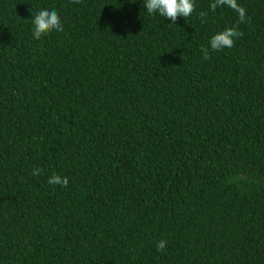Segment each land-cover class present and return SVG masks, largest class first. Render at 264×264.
Segmentation results:
<instances>
[{"label":"trees","instance_id":"obj_1","mask_svg":"<svg viewBox=\"0 0 264 264\" xmlns=\"http://www.w3.org/2000/svg\"><path fill=\"white\" fill-rule=\"evenodd\" d=\"M144 2L0 0V264H264V0Z\"/></svg>","mask_w":264,"mask_h":264},{"label":"clouds","instance_id":"obj_2","mask_svg":"<svg viewBox=\"0 0 264 264\" xmlns=\"http://www.w3.org/2000/svg\"><path fill=\"white\" fill-rule=\"evenodd\" d=\"M73 3H79V0H73ZM228 7L233 9L239 14L241 23L246 21V12L243 7H240L237 0H214L210 7L215 10L216 8ZM144 8L149 15H159L165 19H170L175 24L176 20L180 17L187 18L195 10V0H145ZM202 16L204 14H201ZM32 35L34 39H40L43 34L50 31L62 32L64 30L63 21L57 9L43 7L33 14L32 18ZM236 28H225L222 31L214 34L209 40V47L203 48L202 52L207 58L209 51H222L225 48H232L235 39L239 37ZM40 174L39 169H34L33 176ZM48 184L57 185L60 187H67L69 180L67 177H61L59 174H53L48 179ZM167 241L160 240L157 242L156 247L158 251H163L166 248Z\"/></svg>","mask_w":264,"mask_h":264}]
</instances>
